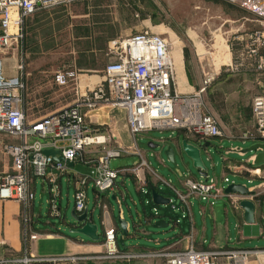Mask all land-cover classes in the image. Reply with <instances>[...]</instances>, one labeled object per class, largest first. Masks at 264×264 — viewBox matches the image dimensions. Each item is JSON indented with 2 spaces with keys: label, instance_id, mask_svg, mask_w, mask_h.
Here are the masks:
<instances>
[{
  "label": "built area",
  "instance_id": "built-area-1",
  "mask_svg": "<svg viewBox=\"0 0 264 264\" xmlns=\"http://www.w3.org/2000/svg\"><path fill=\"white\" fill-rule=\"evenodd\" d=\"M73 1L76 0H0V51L14 48L21 41L23 23L27 17L42 9ZM232 1L251 13L256 22L255 28L244 33L243 61L251 64L255 70L264 71V0ZM106 48L112 59L102 67L99 81L94 84L84 83L71 104L33 121L25 118L22 79L14 81L0 74V134L14 139L2 144V151L10 161V170L0 173V199L14 198L20 202L22 233L26 239L37 237L30 226L31 218L26 213L33 198V190L30 188L33 177L39 178L45 188L48 185L50 217L62 215L58 206V177L65 176L67 182L72 179L73 209L80 213L85 208V191L89 182L97 197L104 191H114L117 180L127 174L132 175L137 182H143L137 174L138 168L146 165L135 144V137L139 133L177 130L192 136L199 144L221 135L216 117L205 109L202 99L211 80L210 75L204 74L200 85L193 92L176 91L170 56L171 43L166 38L144 29L112 39L107 42ZM18 69H21V64ZM77 73L76 68L60 69L53 73L52 81L58 86H64L76 81ZM100 104L124 112L125 126L132 145L113 142L114 145L104 148L94 158L89 174H79L68 165L84 161L83 155L87 149L108 143L113 138L110 134H92L85 126L84 112ZM250 115L254 131L264 138L263 95L251 98ZM251 137L248 130L243 131V139ZM44 149L57 150L54 156L61 159H54L44 153ZM128 153L136 155L139 160L128 166L109 167L111 157ZM227 182L226 175H222L219 180L211 176L195 180L185 175L179 188L167 185L177 205L173 204L172 198H168L164 206L175 211L179 206V217H186L189 214L190 198L210 203L228 194L223 191V183ZM168 221L177 223L178 219L173 217ZM100 243L102 251L99 253L32 256L24 252L21 256H9L2 260L19 264H57L99 259L130 261L141 256H151L164 257L165 264H248L250 256H255L264 264V248L199 250L194 248L191 241L181 250L162 249L136 253L118 245L116 231L112 226L103 229ZM2 260L0 264H4Z\"/></svg>",
  "mask_w": 264,
  "mask_h": 264
},
{
  "label": "crops",
  "instance_id": "crops-1",
  "mask_svg": "<svg viewBox=\"0 0 264 264\" xmlns=\"http://www.w3.org/2000/svg\"><path fill=\"white\" fill-rule=\"evenodd\" d=\"M189 47L190 46H188L186 50L183 45L177 44V47L171 45L170 56L173 66L175 89L180 93H190L195 91L201 83V76L205 74H203V72L201 73L199 66L197 65V59H195L194 56L190 58L189 54H187V52L189 53L190 51ZM15 60V56L12 54L0 56V74L5 78L14 81L18 78L24 79V73L22 72V69L17 70L18 65L15 64ZM238 66L240 69L236 70V72L228 73L226 76H223V73L218 75L214 81L209 82L206 86L205 92L202 94L205 109L216 117L218 125L220 126L219 129L221 135L218 137H212L215 138L217 146L209 142L210 138L204 143L199 144L192 136H186L183 132L177 130L169 131V139L175 146V148L171 146L173 149V156L175 149L179 153L180 141L185 140L187 143L200 148L199 152L202 163V150L204 153H208L209 148H215L221 164L219 171L220 175L218 178L222 175H226L229 181L227 183H239L245 185L247 190L251 191L250 194L230 192L227 195H222L213 199L210 203L203 202L197 198H190L189 214L186 217H179L181 213V208L179 206L176 209V214L173 212L174 210H170L174 215H167L166 212L162 213L157 211L156 208L159 206H154L150 203V198L148 196L149 188L154 189V191L162 197L171 198L172 196L170 189L168 191L171 196L168 192L161 189L158 185L159 182H162L166 186L170 185L179 188L181 186L182 178L185 175L195 180L204 179L206 176H217H215V173H209L203 163L204 175L198 174L195 168L188 166L184 172H180L182 175L175 179L177 186L172 185V180L169 181L163 176L157 174L154 171V168L148 164V158L158 157L159 152H146L145 149H139L140 157L146 164L137 170L138 176L143 179L142 183L137 182L132 175L127 174L117 180V188L114 191H104L97 197L92 189L93 195L90 208L88 206L89 204L85 191V208L87 212L91 214L92 222L96 224L97 233L99 234L98 240L90 241L83 235L68 231L71 227H74V225L73 221L65 214V208L68 203L66 193L65 205L62 206L61 178L63 175L59 176L58 181L56 182L59 193L58 206L62 212V215L56 218V222L50 221V219L46 217H50L48 215L47 202L49 197L48 185H46L45 188L39 180L41 190L35 200L36 177H33L30 183V188L33 190V198L27 206L26 213L27 216L31 218L30 226L31 229L37 233V237L36 239L29 240L23 236L21 219L22 209L20 202L14 198L0 199V261L2 259H8L9 256H21L24 252L32 256L99 253L102 251L100 242L103 229L112 226L115 228L116 235L118 236L120 230L118 229L117 220L119 219L125 221L126 234L122 236V242L124 237L129 235L132 227L134 231L131 235L138 234L137 236H142L148 241V243L141 245H122L123 249L131 250L136 253H147L162 249L181 250L186 248L190 241L193 243L194 248L199 250L224 251L227 249H263L264 160L259 163H254L255 154L259 150L246 151L245 149L253 144L257 137L243 139L242 133L246 130L245 127L247 124L253 125L250 115L251 98L255 95L264 96V71L255 70L251 64L244 61ZM86 67L88 68L89 65H86ZM76 70L78 71L76 81L69 82L62 86L61 90L64 95L59 100L58 104L52 109L45 113L36 111L34 114L26 115V109L23 105L27 121H33L71 104L76 96V92L81 89L84 83L90 82L94 84L100 79L101 70L100 75H95L96 78L93 81L89 80L93 75L83 73L85 70L82 69V66ZM213 92L219 94L217 97V100L219 101L216 102V98L212 96ZM218 102H220V104H217ZM84 113L85 126L92 134H101V131L105 128L108 131L107 134H110L113 137L112 142H118L123 145H132V139L126 130L125 114L123 111L108 107L105 104H100L94 109L87 110ZM250 120L251 123H249ZM103 124H106L107 126L101 127ZM161 139L163 140V138ZM11 140L14 139L7 135L0 134V173L10 170V161L2 151V144L5 141ZM149 141L152 143L157 142L155 139H150ZM246 144L248 145L243 147V145ZM112 145H114V143H112ZM223 151H226V153H223ZM85 153L83 155L84 161H82V163L87 166L90 172L92 168L91 164L99 153L96 154L89 150ZM125 155L135 156V159H132L129 164L115 165V167L132 165L139 160V157L134 154L128 153ZM89 156L91 159H88ZM165 159H167V157H165ZM161 160L162 159H159V161ZM74 163L75 162L68 166L71 168ZM211 167H213V164H211ZM226 168L229 172H227ZM246 170L250 171L249 177H245L241 174ZM227 173H230L231 176H228ZM126 176H128L133 182L140 201L142 198L140 197L141 194L144 197V203L149 204L146 209L142 208L141 211L136 212L135 223L130 222L124 214L118 196V193L121 191L119 190L120 185H125ZM232 177L236 178L237 181L232 179ZM242 181L249 184H243ZM65 182V188H67L68 182L66 180ZM139 188L145 190L146 193L140 191ZM42 194H45L44 204L47 206L45 212L41 209L40 201L43 196ZM120 196L123 198V193H120ZM111 199L115 200L117 208L112 205L110 202ZM244 199L251 201L253 204L251 221H247L244 218V211L239 205V202ZM173 204L177 205V203ZM152 209H154L155 212L152 211ZM153 217L155 218L154 220ZM173 217H176L178 221L177 223H172L171 227L173 229L167 236H154L155 232L148 229V226L156 229H163L165 226L153 227L152 222L158 218H162L168 223L167 219ZM135 229L137 230L136 232ZM162 231L164 230H160L159 232L162 234ZM2 261H5L4 264H13L7 260ZM59 264H165V262L164 257L141 256L130 261L99 259L86 260L80 263L64 262ZM248 264H261V262L257 257L250 256Z\"/></svg>",
  "mask_w": 264,
  "mask_h": 264
},
{
  "label": "rangeland",
  "instance_id": "rangeland-1",
  "mask_svg": "<svg viewBox=\"0 0 264 264\" xmlns=\"http://www.w3.org/2000/svg\"><path fill=\"white\" fill-rule=\"evenodd\" d=\"M255 26L253 15L232 0H76L69 4L42 9L27 17L22 28L21 41L14 48L0 51V56L12 54L16 59L15 64H21L24 73L22 101L26 115H30L36 111L47 112L55 107L64 95L61 90L62 86H58L52 81L55 71L65 68L77 69L82 66V69L85 70L83 73L93 75L94 78H96L95 75L99 76L104 64L112 59L106 48L107 42L112 39H119L146 29L166 38L173 47L174 45L177 47L179 44L187 50V47L190 46V51L187 54L190 58L194 56L197 59L201 73L209 74L211 82L222 73L223 76H226L228 73L240 69L238 65L243 62L244 33L252 30ZM86 65L89 67L87 68ZM218 95L215 92L212 93L216 102L219 101L217 100ZM105 126L107 125H101V127ZM245 129L253 137H257L254 143H264V138L254 131L252 124H247ZM169 131L150 130L139 133L135 139L139 149H145L146 152H159L158 157L148 158V164L154 168L157 174L169 181L172 180L171 184L177 186L175 179L182 175L180 172H184L188 166L191 168L192 166L189 159L181 156L176 149L173 162L165 159L164 149L167 146L175 148L169 139ZM107 133L105 128L101 131L103 135H107ZM150 139L157 141L155 142L157 146L152 149L147 147V142ZM209 142L217 146L215 138H210ZM112 143L110 140L108 143L87 150L98 154L104 148L111 147ZM247 145H243V147ZM201 154L207 171L215 173L217 176L211 177L219 180L221 164L216 149L211 147L208 149V153H204L202 150ZM88 159L91 157L89 156ZM132 159H135V156L125 154L111 157L109 167L129 164ZM159 159L162 160L159 161ZM71 169L79 174H89L87 166L82 162H75ZM226 170L229 172L227 168ZM227 174L231 176L230 173ZM241 174L249 177L250 171L246 170ZM64 177L61 178L62 206L65 205L66 193L68 203L65 214L69 217L73 202V183L70 179L67 188H65ZM232 179L237 181L234 177ZM226 184L228 183H223V186ZM158 185L169 194V188L165 184L159 182ZM40 190L39 178H36L35 200L40 194ZM119 190L121 191L118 196L124 214L130 222L135 223L136 212L141 211L142 208L146 209L149 204L144 203V197L141 194L140 201L134 184L128 176L125 177V185H120ZM120 193H123V198ZM42 195L41 209L45 212L47 209L44 204L45 194ZM92 195L93 191L89 182L86 188L89 208ZM171 198L173 199V196ZM110 202L117 208L114 199H111ZM172 202L177 203L174 199ZM156 210L162 213L166 212L167 215H174L173 212L176 214L175 210L170 212L163 205H159ZM46 217L50 221H57V217ZM171 225L172 222L168 221L163 229L151 226H148V229L155 232L154 236H167L173 229ZM160 230H164L162 234L159 232ZM133 231L132 227L129 235L124 237L123 246L148 243L142 236H137L138 234L131 235Z\"/></svg>",
  "mask_w": 264,
  "mask_h": 264
},
{
  "label": "water",
  "instance_id": "water-1",
  "mask_svg": "<svg viewBox=\"0 0 264 264\" xmlns=\"http://www.w3.org/2000/svg\"><path fill=\"white\" fill-rule=\"evenodd\" d=\"M156 143H152L151 141L147 142V147L154 148L156 147ZM200 148L198 146H194L190 143H187L185 140L180 141L179 145V154L181 156H184L185 158L189 159L191 166L196 169V172L198 174L204 175V165L202 163V160L200 158ZM246 151H255L259 150L254 157V163H259L262 160H264V143H253L250 146H248ZM44 153L51 155L54 159L60 160L61 158L59 156H54L57 154V150L54 149H44ZM164 154L167 157V159L170 162H173V149L171 146H167L164 149ZM224 193H230V192H238L239 194H250L251 191L247 190V188L244 185H241L239 183H228L223 188ZM149 197H150V203L154 206L159 205H166L168 203V198L162 197L160 194H158L154 189L149 188ZM239 205L242 207L244 213V218L247 221H251L252 219V211H253V204L249 200H241L239 202ZM69 217L73 221L74 227H71L68 231L72 233H77L80 235L85 236L90 241H96L99 238V234L97 233V226L95 223L92 222L91 214H89L84 208L80 213H77L73 207L69 211ZM118 223V229L120 230V234L117 236V243L119 246L123 245L122 242V236L126 234L125 229V221L124 220H117ZM72 224V223H71ZM167 225V222L162 219L158 218L155 221L152 222L153 227H164Z\"/></svg>",
  "mask_w": 264,
  "mask_h": 264
},
{
  "label": "bare ground",
  "instance_id": "bare-ground-1",
  "mask_svg": "<svg viewBox=\"0 0 264 264\" xmlns=\"http://www.w3.org/2000/svg\"><path fill=\"white\" fill-rule=\"evenodd\" d=\"M95 78H94V76H91L90 78H89V80H91V81H93Z\"/></svg>",
  "mask_w": 264,
  "mask_h": 264
},
{
  "label": "trees",
  "instance_id": "trees-1",
  "mask_svg": "<svg viewBox=\"0 0 264 264\" xmlns=\"http://www.w3.org/2000/svg\"><path fill=\"white\" fill-rule=\"evenodd\" d=\"M122 248V247H121ZM64 263V262H63ZM13 264H19V263H13ZM57 264H59V263H57Z\"/></svg>",
  "mask_w": 264,
  "mask_h": 264
}]
</instances>
